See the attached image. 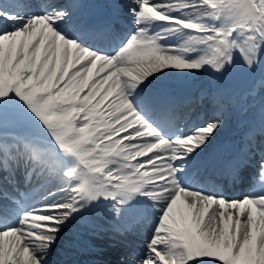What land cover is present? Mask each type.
<instances>
[{
	"label": "snow or ice",
	"instance_id": "6c2138e0",
	"mask_svg": "<svg viewBox=\"0 0 264 264\" xmlns=\"http://www.w3.org/2000/svg\"><path fill=\"white\" fill-rule=\"evenodd\" d=\"M120 3L134 30L115 36ZM83 6L0 0V221L18 214L0 223V264H71L149 224L145 250L129 245L122 264H264V0H123L100 25L74 19ZM109 35L107 47L89 39ZM236 53L243 79L226 81ZM167 68L208 71L215 115L146 96ZM257 99L243 144L217 143L225 109ZM252 165L259 190L241 197L200 184L210 169L236 181Z\"/></svg>",
	"mask_w": 264,
	"mask_h": 264
},
{
	"label": "rangeland",
	"instance_id": "374dc122",
	"mask_svg": "<svg viewBox=\"0 0 264 264\" xmlns=\"http://www.w3.org/2000/svg\"><path fill=\"white\" fill-rule=\"evenodd\" d=\"M129 20L131 21V18ZM163 27H165V25H163L161 22H156L155 24L152 25V31H158L159 29ZM177 37L180 39H183L184 34H177V36H170L168 39L170 42L175 43L177 42ZM191 55L194 56L196 55V53H192ZM242 67L243 65H242L240 55L239 53H236L235 66L229 68V71L225 74L223 79L226 81H230V82L242 81L243 76H244L242 72ZM163 71L165 74L161 75L160 73H157L156 74L157 78L152 80L151 83H153L156 80H166V81L177 80L175 83H172L171 85L178 87V89L182 92H192L193 91L192 94L195 97H196V94H197V97L201 96V98L199 97V99L196 100V103L198 102L196 110L192 111L190 115H189V111L185 110V112L188 113L189 116L195 114L199 116L200 118H203L205 114L215 115V112L212 110V107H210L205 102V96L208 90V83L211 80V77L208 71L201 69L199 72H193V75H188L189 72H180L174 68H167V69H164ZM200 90L202 93L200 92ZM194 106H195V103H194ZM227 109L228 108L225 109V114H224L225 125H228L230 128H236L238 127L237 120L239 119L240 116H243L244 121H242V127L239 129V133L241 132L244 133L247 130L244 127V124L251 121L250 118L254 116H258V111H259L258 99L257 101L252 102L251 107L247 109L234 106L231 109H229L230 113H228ZM258 139H260V137ZM251 170L252 172L250 174H247V178H250L251 176L250 180L253 181L254 179H256L260 182L259 173L256 170L255 166H253ZM258 187H260V183H258L257 188ZM228 196L233 197L232 195H228ZM181 209H182V206L178 205V210H177L178 215ZM154 212H155V209H150L149 217H151V215ZM129 214L133 215L132 212H129ZM98 219H101V218L98 217ZM101 222L103 223L104 221L101 219ZM149 235H150V224L146 227H139L135 231L130 233L127 237V243L108 242L103 247L102 255H97L96 252H92V253L99 256L100 261L103 263L122 264V257L125 254L127 247L130 245V247L135 249V251L143 252L145 250V244L147 242V238L149 237ZM66 237H67L66 231L63 232V234L60 237H58L57 244L53 246L54 253L55 252L60 253V250L63 247L64 240ZM105 239L107 240V237ZM86 252L91 254V252H88V251ZM53 264H55V258H53Z\"/></svg>",
	"mask_w": 264,
	"mask_h": 264
},
{
	"label": "bare ground",
	"instance_id": "6f19581e",
	"mask_svg": "<svg viewBox=\"0 0 264 264\" xmlns=\"http://www.w3.org/2000/svg\"><path fill=\"white\" fill-rule=\"evenodd\" d=\"M39 2H42V3H48L49 0H39ZM79 12H81V11H79ZM126 13H127V12H126ZM126 17H127L128 19L131 18V17L128 16V15H126ZM126 25H128V24L126 23ZM132 28H133V26H132V25H129L128 30L126 31V33H128L129 31H131ZM126 33H125V34H126ZM188 75H193V72H189ZM169 95H180V94H178L177 92H171V93H169L167 96H169ZM219 133H220V132H219ZM236 141H237V139L234 140L233 137L230 138V142H231V143L236 142ZM223 145H224L225 147H227L225 144H223ZM256 187H257V183H252V182L248 181L244 176H242L241 179H240V188H239L240 191L237 192V194H235L234 196L239 197V196L242 195V194H247L249 191L255 189ZM228 189H230V187H229ZM25 190H26V186H22L21 191H25ZM36 193H37V195H36V199H39L41 193H40V191L38 190V188H37L36 191L33 192V195H35ZM238 194H240V195H238ZM138 199H141V202H142V200H143V198H139V197L137 198V200H138ZM138 201H139V200H138ZM141 205H143V203L141 204V203L133 202V207H131L129 210H130L132 213L136 214V213H137V210L141 207ZM11 215H12V217L9 218L8 220H6L5 222L8 223V224H15V223L17 222V220H18V214L14 212V213H11ZM2 222H3V221H2Z\"/></svg>",
	"mask_w": 264,
	"mask_h": 264
}]
</instances>
